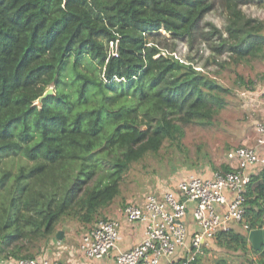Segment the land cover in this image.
I'll list each match as a JSON object with an SVG mask.
<instances>
[{"label":"trees","instance_id":"trees-1","mask_svg":"<svg viewBox=\"0 0 264 264\" xmlns=\"http://www.w3.org/2000/svg\"><path fill=\"white\" fill-rule=\"evenodd\" d=\"M249 4L264 7V0H0V155L19 152L55 163L70 154L67 146L78 145L81 153L68 160L82 174L81 159H90L95 147L89 135L106 118L113 123L105 141L120 150L111 162L117 178L85 189L73 206L49 200L39 218L15 213L19 185L36 171L21 166L7 190L0 260L41 254L56 238L57 225L69 219L87 226L106 218L103 210L119 195L133 164L156 155L165 142L180 150L189 126L212 124L230 89L206 65L222 69L264 56V19L246 16L241 7ZM215 8L226 13L223 30L204 21ZM178 42L188 49L206 43L211 52L202 69L189 55L186 61L175 57ZM223 55L227 60H220ZM67 65L78 84L76 99L84 102L88 93L95 99L70 119L58 110ZM235 86L252 92L255 81L239 76ZM49 87L54 93L35 106ZM53 126L63 134L53 136ZM77 129L87 136H75ZM220 169L230 167L223 163ZM3 181L0 175V185ZM244 204V233L234 227L218 231L213 239L218 248L245 254L246 232L264 227V167L250 176ZM196 262L195 257L190 264ZM214 263L231 264L224 257ZM255 264H264V257Z\"/></svg>","mask_w":264,"mask_h":264},{"label":"rangeland","instance_id":"rangeland-1","mask_svg":"<svg viewBox=\"0 0 264 264\" xmlns=\"http://www.w3.org/2000/svg\"><path fill=\"white\" fill-rule=\"evenodd\" d=\"M241 10L246 16L264 19V8L258 5H245L241 7ZM204 21L211 22L223 30L226 13L215 8L205 15ZM210 52L206 43H200L193 49H188L184 42H178L174 55L183 61H186L185 59L189 55L195 68L202 69ZM220 60H227V55L221 56ZM204 70H207L210 76L215 77L230 89V92L224 95L225 108L214 118L211 125L189 126L179 142L180 150L165 142L156 155L147 156L133 164L129 171L123 175L119 186L120 193L110 207L119 209L127 202L141 201L149 193L160 194L163 183L169 188H174L177 180L186 174L204 176L219 171L221 170L220 166L226 162L227 152L233 148L246 145L257 149L264 146L257 142V134L253 128L254 120L263 121L260 108L252 104V92L245 91L246 87L235 86V80L239 76L243 77L245 81L261 82L263 80L261 77L264 76V56L260 60L251 61V63L238 65L230 63L222 69L213 64L206 65ZM77 86V82H72L67 65L65 82L61 88V92L65 95L58 110L67 115L68 119L77 114L84 106L95 103L94 95L91 93L87 94L84 102L77 100L75 97ZM112 123L111 119L106 118L99 131L89 135L95 147L90 159H81L85 167V172L82 174H80L79 167L71 165L68 160L71 155L77 152L81 153L78 145L67 146L71 155L67 153L65 154L67 159L64 158L55 163L44 161L41 157L34 161L29 160L19 152L0 155V175L4 177L3 184L0 185V223L5 218L4 209L8 202L7 190L12 184V177L18 173L21 166L25 168V171L33 169L36 171L19 185L21 193L18 201L20 205L15 213L38 218L40 217L39 212L49 200H53L54 203L63 201L67 206H73L85 189L92 186L101 188L117 178L119 174L112 167L111 162L120 157V150L115 144H107L105 141ZM56 130V126H53L51 132L53 136L63 134ZM73 134L78 138L87 136L81 129L75 130ZM35 138L37 137L34 136L33 140ZM61 138L65 139V137ZM254 140L256 146H251L250 144L251 142L253 144ZM26 144H30V141ZM260 151L262 152V150ZM67 225L71 229L70 231L75 233H80L88 227L73 219H69ZM61 228V224H58L57 232L62 233ZM205 251L208 257L206 256L207 258L205 257L201 264H212L215 258L226 255L233 264L241 262L246 264V256L240 252L235 254L232 251L227 252L213 244L209 245Z\"/></svg>","mask_w":264,"mask_h":264},{"label":"built area","instance_id":"built-area-1","mask_svg":"<svg viewBox=\"0 0 264 264\" xmlns=\"http://www.w3.org/2000/svg\"><path fill=\"white\" fill-rule=\"evenodd\" d=\"M259 145L264 144V123L253 126ZM228 171L209 175L186 174L175 187L162 184L160 194L149 193L141 204L127 202L121 209L128 225L144 224V237L129 250L117 253L116 264H190L202 248L209 247L218 231L242 224L245 214V191L251 168L264 167V153L259 148L239 146L226 154ZM188 204H193L191 218L197 230L189 233L186 224ZM117 219L96 220L80 236L79 250L89 259L112 255L120 239ZM181 251V257L178 256ZM185 253V255L182 254ZM15 264H58L38 254L15 260Z\"/></svg>","mask_w":264,"mask_h":264},{"label":"crops","instance_id":"crops-1","mask_svg":"<svg viewBox=\"0 0 264 264\" xmlns=\"http://www.w3.org/2000/svg\"><path fill=\"white\" fill-rule=\"evenodd\" d=\"M261 78L263 79L261 82L260 81L256 82L255 80V88L252 90V97H253L252 104L256 105L257 108H260L259 110H260V114L263 117V121L254 120L253 126L255 123H264V76ZM255 144L256 142L254 140V143L252 144L251 142L250 145L254 146ZM242 146H246V145H242ZM259 149L262 150V152L264 153V146L259 147ZM224 163H227V159H226V162ZM259 170L260 169H257V168H251L250 175L256 174ZM141 201L134 202V203L141 204ZM110 206L107 207L105 211L103 212L105 217L111 218V219H117L121 224L120 239L117 243V247L113 250L111 256L100 258V259H89L85 257L84 254L79 250V241H80L81 234L93 223L90 225H87L88 227L82 230L80 233L71 232L70 231L71 229H69L68 225L62 226V228L60 229L62 231L60 239L55 238L51 240L49 244L46 246L47 248H44L45 251H42L41 254L46 256L49 260H57L58 264H116L114 256L117 253L121 251L129 250L131 247H133L134 245H136L138 242H140L143 239L144 224L142 222H136L133 225H128L124 221L123 216L121 214L122 207L118 209V208H114ZM192 208H193V204H188L186 219H187V227H188L189 233H192L197 230V227L191 220ZM233 227L235 231L244 233L242 225L236 224V226H233ZM246 234L248 233L246 232ZM212 244L215 247H217L213 239L210 240L209 242V245L212 246ZM205 249L202 248L199 251V253L196 255L197 262L195 264H201V261H203L204 258L207 256ZM219 249H222V248H219ZM223 250H226V249H223ZM226 251L229 252V250H226ZM235 253L236 252H234V254ZM240 253L243 254L242 252ZM183 255H185V253ZM243 255L246 256V260H245L246 264H249L247 260L254 262V264L257 263V260L263 259L264 257V244H261L259 249H255L252 247L250 242H247V250H246V253ZM178 256L181 257V251H179ZM223 257L229 261V259L227 258V255ZM216 259L217 258H215V260ZM167 260H168L167 258H163L161 260V264H167ZM215 260H213L212 264H215L214 263ZM0 264H15V260H10V261L0 260ZM240 264H244V263L241 262Z\"/></svg>","mask_w":264,"mask_h":264},{"label":"water","instance_id":"water-1","mask_svg":"<svg viewBox=\"0 0 264 264\" xmlns=\"http://www.w3.org/2000/svg\"><path fill=\"white\" fill-rule=\"evenodd\" d=\"M52 94H53L52 87L47 88L46 91L36 99L34 105L40 107L42 100L46 98L48 95H52ZM55 237L57 239H60L61 232L60 231L56 232ZM247 240L248 242H250L253 248L259 249L261 244H264V227L250 230L247 234Z\"/></svg>","mask_w":264,"mask_h":264}]
</instances>
